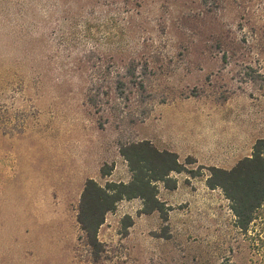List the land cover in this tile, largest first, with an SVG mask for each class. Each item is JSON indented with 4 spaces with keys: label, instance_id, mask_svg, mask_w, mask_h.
<instances>
[{
    "label": "rangeland",
    "instance_id": "1",
    "mask_svg": "<svg viewBox=\"0 0 264 264\" xmlns=\"http://www.w3.org/2000/svg\"><path fill=\"white\" fill-rule=\"evenodd\" d=\"M131 59L154 73L138 123L114 112L122 100L100 113L87 102L100 68ZM244 115L264 130V0H0V264H252L229 200L206 185L212 166L240 160L231 131ZM179 117L212 166L172 172L175 191L157 183L165 217L120 201L91 245L77 222L86 180L103 185L105 166L127 182L120 143L168 149Z\"/></svg>",
    "mask_w": 264,
    "mask_h": 264
},
{
    "label": "trees",
    "instance_id": "2",
    "mask_svg": "<svg viewBox=\"0 0 264 264\" xmlns=\"http://www.w3.org/2000/svg\"><path fill=\"white\" fill-rule=\"evenodd\" d=\"M223 58L227 60L225 53ZM111 68V64L106 65L93 75L87 102L96 113H100L104 104L114 99L122 100L123 107L121 101H114V112L119 114L129 110L130 123L143 122L152 112L156 100L148 85V78L154 74L149 63L131 59L124 69L113 71ZM157 102L165 100L161 96ZM103 126L104 123H100V127ZM119 153L127 162L130 179L127 182L106 180L102 185L89 178L80 195L77 222L86 232L91 245H99V227L106 214L115 211L120 201L140 199L142 213L157 211L165 217L167 210L165 202L158 197L157 183L162 182L173 189L176 179L170 176L172 172L195 173L186 165L194 163L193 158L187 157L186 161L180 162L175 152L160 150L149 140L121 142ZM110 171L111 168L103 166L101 175L107 177ZM209 171L206 185L210 189H221L229 200L234 216L233 227L249 249L250 263L264 264V138L257 139L251 155L238 160L230 169L212 166ZM126 219L125 227H129L131 217ZM229 251L233 253V248L230 247ZM220 264L235 262L228 255Z\"/></svg>",
    "mask_w": 264,
    "mask_h": 264
},
{
    "label": "crops",
    "instance_id": "3",
    "mask_svg": "<svg viewBox=\"0 0 264 264\" xmlns=\"http://www.w3.org/2000/svg\"><path fill=\"white\" fill-rule=\"evenodd\" d=\"M188 119V118H187ZM191 121L195 122V119L193 117L189 118ZM180 117L176 120H174V127L172 129V136H171V141L170 144L167 143L168 145V150L175 152L178 155L179 161L182 162L181 160L191 156L195 161L201 162L209 160V163H205V165L212 166V149L208 150L207 153H200L198 149H196V134L194 132V128L192 126H189L188 129L182 128L180 126L181 121ZM176 124V125H175ZM178 124V125H177ZM192 125V124H191ZM239 129L231 131V137L232 143H235V151L234 153L238 154L239 156L246 157L251 155L252 151V146L254 142L259 139V138H264V130L261 131L258 127L252 126L250 124L249 118L247 116H243L241 118L240 126L238 127ZM176 142V143H174ZM240 157V159H241ZM216 166V165H214ZM232 166V165H231ZM234 166V165H233ZM232 166V167H233ZM218 167V166H217ZM172 177V175H170ZM108 177H112L110 174ZM106 177V180L108 179ZM93 178V177H91ZM176 180L178 177H173ZM97 180L96 178H94ZM105 180V179H104ZM105 180V181H106ZM112 180V179H108ZM179 180V179H178ZM177 180V181H178ZM179 182L177 183V187L173 189L172 191H175L178 189ZM166 191H171L166 189Z\"/></svg>",
    "mask_w": 264,
    "mask_h": 264
}]
</instances>
